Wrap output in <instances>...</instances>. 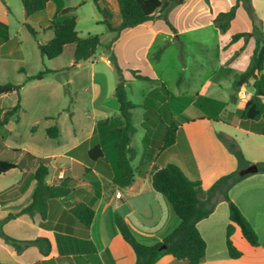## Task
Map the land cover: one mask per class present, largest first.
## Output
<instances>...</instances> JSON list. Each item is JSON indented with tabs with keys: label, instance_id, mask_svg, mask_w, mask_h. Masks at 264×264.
Segmentation results:
<instances>
[{
	"label": "crops",
	"instance_id": "crops-1",
	"mask_svg": "<svg viewBox=\"0 0 264 264\" xmlns=\"http://www.w3.org/2000/svg\"><path fill=\"white\" fill-rule=\"evenodd\" d=\"M237 1L184 0L170 9L157 12L152 20L123 30L115 40L113 49L127 85H135L136 81L149 83V91L144 92L141 101L135 102L130 99L137 107L132 109L136 132L132 135L130 143L133 149L131 160L133 179L129 183L125 182L118 167V150L115 147L120 134L114 129L124 121L116 97L118 82L108 90L96 84L91 86L88 104L82 103L81 97L84 94L78 91L80 93L71 106L72 110L67 113H64V110L59 112L56 119H50L52 116L47 114L41 116L45 119V124L41 126L37 123L39 118L33 120L29 128V141L25 147H19L10 140L17 131V125L22 123L26 100L23 96L24 89L32 82L42 84L51 78L52 85L64 92V85L73 83V80L68 79V82H65L58 78L64 66L55 64L47 67L53 72L41 80L25 79L22 82L19 79L16 83L22 85L19 93L14 91L0 94V122L4 120L6 111L16 105L20 96V107L9 117L5 126L8 132L0 140V159L21 164V168L0 175V230L14 239L23 241L19 242L22 249L17 251L0 235V264H57L55 247L49 255H44L36 245H25L26 241L38 237H47L53 241L56 233L93 241L97 251L79 256L74 261L75 264H106L103 258L105 251L110 252L114 264H135V252L116 226L117 214L125 220L136 239L146 245L161 242L180 223L172 203L152 185L151 176L155 167L175 163L188 178L200 181L202 188L207 192L220 177L238 168L235 156L220 139V132L238 141L248 161L254 164L264 162V134L256 132V125L253 122L246 121L245 126L240 125V111L252 94L255 79L251 78L241 87L249 90L246 99L238 96L237 102H232L234 106L229 109L230 101L204 94L218 90L215 88L222 87L227 79L234 82L250 64L256 47V36H244L235 42L231 41L234 34L253 31V19L245 7L242 4L238 6L226 31H221L215 23L216 16L220 12L230 10ZM13 3H18L17 18L22 26L29 18L23 0H0V21L8 25L9 31L14 16ZM81 4L69 5L64 0H50L46 5V18L52 19L58 8L73 6L74 9L68 15L76 16L78 22L77 9ZM252 5L260 25L264 28V0H252ZM100 6L109 9L112 14L120 13L117 0H105ZM117 23V26L122 23V18L118 19ZM39 26L43 28L42 24ZM210 26H213L212 32L215 36L217 34L218 38H221L218 51L213 55H206L212 62L213 70L199 81L201 94L198 93L190 99L189 105L197 108L196 114L186 117L187 111L183 108L186 97L172 94L163 75L155 69L154 61L150 58V49L159 43L160 47L167 48L176 38L180 40L187 31ZM51 31L44 28L41 30L47 37L46 42L54 35ZM109 32L111 37L108 41L107 32L106 44L115 35L114 32ZM224 36H227L226 40ZM12 38L10 35L7 42L0 39V60H9L15 56L19 61L25 59L19 42L14 51L10 48L5 49ZM101 41L105 45L102 37ZM200 43L205 44L203 41ZM40 44H43L40 40L35 44L39 51ZM122 46L124 51L120 54L119 49L122 50ZM74 49L73 45V53ZM99 56L117 71L110 54H107L104 48ZM58 57L49 60L52 62ZM158 59H162V54ZM82 61L75 64L79 65ZM181 64L178 62V68L186 71L188 67L186 62L182 64L183 66ZM201 66L205 67L202 64ZM133 70L151 79H138L134 76ZM19 71L26 76L32 74L24 67ZM184 82L189 83L187 79L181 78L176 84L180 87ZM161 83L166 85L167 91L162 88ZM131 88L133 90V86ZM160 88L166 94L163 96L162 105L152 99L153 92ZM76 89L81 90L77 87ZM205 97L225 102V107L216 119L209 118L204 109L196 106V102ZM5 99L9 101L6 104L3 103ZM164 116H169L170 120L162 121L161 117ZM170 121L178 125L177 139L172 146L163 148L166 125L171 123ZM53 126L59 129L55 138L48 134V129ZM27 152L45 160L44 163L49 168L46 177L49 184L56 178L68 179L70 192L48 200V215L44 220L37 213L33 216L22 214L6 220L9 214L19 212L29 205L32 199L38 162L29 159ZM247 174L243 180L231 187L229 197L252 223L259 236V245H251L236 226L232 241L242 254L238 258L230 257L226 244V230L230 223L229 207L223 195L219 194L214 211L198 222V229L207 245L206 255L201 264H264V172ZM75 201H83L95 208L94 220L90 227L82 224L69 212L68 205ZM154 264L190 262L166 254Z\"/></svg>",
	"mask_w": 264,
	"mask_h": 264
},
{
	"label": "trees",
	"instance_id": "trees-1",
	"mask_svg": "<svg viewBox=\"0 0 264 264\" xmlns=\"http://www.w3.org/2000/svg\"><path fill=\"white\" fill-rule=\"evenodd\" d=\"M50 0H23L27 17L30 19H39L42 22L44 30H52L54 35L46 43L40 44L39 48L43 57L53 59L60 56L67 45L73 44L74 60L78 63L86 60L92 54H95L100 46H103L105 52L110 54L112 62L115 65L119 81L116 87V97L119 103L120 115L124 119L120 123L115 132L120 134V139L115 143L118 150V167L122 171V176L126 183L133 179V169L131 160L133 149L130 147L132 135L136 132L133 124L132 109L137 107L127 95V81L123 76L115 52L113 44L119 37L121 32L127 28L134 27L141 23L152 20L157 12L170 9L171 7L184 2V0H117L122 16V23L119 27L114 28L108 17L111 11L100 6V2L105 0H94L100 13L105 18L103 22L107 25L111 32L115 35L112 40L103 45L99 34H91L81 37L76 29L77 19L74 15H68L74 9L73 6L58 8L52 19L46 18V5ZM209 0H207L208 2ZM242 4L253 19L254 28L252 32H241L234 34L231 41L235 42L241 37L256 36V47L251 57L248 67L240 73L232 85L231 102H237L238 93L241 87L254 78L252 85V94L247 99L246 104L240 111V125L245 126L246 121L253 122L256 125V132L264 134V28L260 25L252 0H238L232 8L225 12H220L215 23L221 31H226L232 19L236 14L238 6ZM173 30L175 28L168 22ZM26 27L37 37L38 31L32 24L25 22ZM0 39L4 42L10 39L9 27L6 23L0 21ZM181 53H183V44L180 42ZM24 71V69H22ZM53 70L45 68L39 72L28 75L26 80H41ZM133 74L138 79L150 80L151 78L141 74L139 71L133 70ZM162 84V88L167 91L166 85ZM22 85L12 82L0 83V94L17 91ZM198 108L204 109L211 119H216L221 110L225 107V102L202 98L196 102ZM20 107V96L15 106L6 111L5 118L0 122V140L5 136L8 129L5 127L8 119ZM178 125L171 122L166 125V133L164 137L163 148L172 146L177 139ZM59 129L57 126L50 127L48 134L50 137H57ZM219 137L226 145L228 150L235 156L238 168L220 177L211 188L205 192L200 181L191 180L186 176L183 170L175 163H169L164 167H155L152 172L151 181L154 189L164 194L172 203L178 218L179 225L171 231L161 242L154 245H146L139 242L125 220L117 214L115 223L124 240L130 244L136 254L135 264H154L163 255H170L176 259H187L190 264H201L206 255V241L202 237L198 222L208 217L215 209L217 197L219 194L228 202L230 223L226 230V244L230 257L238 258L242 252L238 250L232 241V235L235 227L238 226L243 237L253 246L259 245V236L254 229L252 223L241 211L240 207L229 197V190L232 186L243 180L248 174L243 171L252 165L258 167V171L264 172V162L252 163L248 161L238 143V141L223 132L219 133ZM91 153V151H90ZM29 159L36 160L38 167L35 172L36 186L32 194L29 205L21 209L17 213L9 214L6 218L17 217L22 214H39L41 219H46L48 215V200L61 195L69 194L68 179L56 178L49 184L46 177L49 168L44 163V159L37 158L27 152ZM15 168H21V164H15L7 160L0 159V175L7 173ZM69 212L77 218L82 224L90 227L94 220L95 208L83 201L71 202L68 205ZM0 235L10 242L17 251L22 249L17 239L10 237L4 231L0 230ZM34 244L44 255H49L53 248L57 250V264H75V260L83 254H90L97 251L93 241L82 239L72 235L56 233L54 240L51 241L47 237H38L34 240L26 241L25 245ZM103 258L106 264H114V260L109 251L103 252ZM38 264V263H36Z\"/></svg>",
	"mask_w": 264,
	"mask_h": 264
},
{
	"label": "rangeland",
	"instance_id": "rangeland-1",
	"mask_svg": "<svg viewBox=\"0 0 264 264\" xmlns=\"http://www.w3.org/2000/svg\"><path fill=\"white\" fill-rule=\"evenodd\" d=\"M64 1L69 5L81 4V2H84L77 9V15L79 17L77 22V31L79 32L80 36L83 37L88 34H99L104 39V44H106L108 32L109 41V38L111 37L109 32L110 30H107V25L103 22L105 16L99 12L94 0ZM13 6L14 16L12 17L9 31V34L13 38L5 49L10 48L14 51L16 44L19 42L21 45L20 47H22L24 52L25 59L19 61L18 57L16 56L10 58L9 60L1 59L0 82H12L16 84L19 79L24 82L27 76L23 72L19 71L21 67L26 68V70L32 73L31 75H33L40 70L54 66L55 64L64 66V69L62 72H60L58 78L63 79L65 82H68V79L73 80V83H66L64 85L65 94L62 89H56L52 85L50 82L51 78L42 84H36L38 82H32L24 89L23 96L26 100L24 103L25 112L22 117V123L17 125V131L14 133L13 137L10 138V140L13 143H17V146L19 147H25L29 141V128L31 127L33 120L39 118L37 123H39L41 126V124H45V119H43L41 116H45V114H47V116H52L50 119H56L59 112H62L63 110L64 113L69 112L72 110L71 106L73 105L74 101H76L78 98V94L80 93L78 91H82L81 93L84 94V96L81 94L82 103L84 102L88 104V93L90 92L91 86L96 84L97 86H101L104 90H108L115 83L117 84L119 81V74L113 67L107 65L106 62H104L99 56V53L102 52V49L104 48L103 46H100L97 49L95 55L91 54L90 57L93 56L91 59L89 57V60L86 59L87 61H82V63L79 65L75 64L72 51L73 44L68 45L64 49V52L57 58V60L51 62V60L48 58L43 57L41 51H39L35 45L38 40L42 41V43L47 41V37L41 32L43 28L39 26V24L41 25L42 22L39 19L34 20L28 18V20H26V22L36 27L38 31L37 37L33 36L26 25L22 26L19 22V19L17 18L18 11L16 9L18 7V3H13ZM121 18L122 17L120 13H111V15L108 17L112 26H117V21ZM20 25L22 26L21 29H19ZM120 25L121 23L117 27ZM212 31H214L213 26L190 30L184 33L180 40L176 38L175 41L170 43L167 48H164L163 46L160 47L159 43V46L156 44L150 49V58H152L154 61L155 69L159 72V74L163 75L168 87L171 89L172 94L176 95L177 97L183 95L186 97L184 101L185 105L183 107L184 110L187 111L185 114L186 117L196 114L197 108L189 105L190 99H192V96H195L198 93L201 94L199 81L205 77L206 73L208 74L213 70L212 62L207 59L206 55H213L218 51V43L220 42L221 38L219 39V35L217 34L215 36ZM224 37V40H226L227 36ZM201 41H203L205 44H201ZM180 42L183 44V53H181ZM119 50V53L121 54V51H124V46H122V50ZM158 53L159 55H157ZM161 54L162 59L159 60L158 56ZM178 62L182 64H185L186 62L188 66L186 71L178 68ZM201 64L205 67L202 68ZM181 78L187 79L189 83L184 82L179 87L176 83ZM135 83V85L126 84V91L127 95L129 94V99L139 102L142 100L141 96L144 94V92L149 91V83L144 81H136ZM232 85L233 82L227 79L223 83L222 87L215 88L218 90L209 91L208 93L204 94L216 96L223 100L230 101ZM86 86L88 89H83ZM132 86L133 90L131 88ZM76 87L81 88V90L76 89ZM248 91V89L246 90L242 88L239 91L238 96L241 99H246ZM163 96H166V94L160 88V90L153 92L152 99L156 102H160V105H162V103H164ZM167 100H169V98L166 99V101ZM3 101L5 104L9 102L6 99ZM229 103L231 104L228 109L234 106L232 105L231 101ZM152 110L155 112L154 108H152ZM137 116L139 117V114H137ZM161 118L162 121L165 119L170 120L169 116H164Z\"/></svg>",
	"mask_w": 264,
	"mask_h": 264
},
{
	"label": "water",
	"instance_id": "water-1",
	"mask_svg": "<svg viewBox=\"0 0 264 264\" xmlns=\"http://www.w3.org/2000/svg\"><path fill=\"white\" fill-rule=\"evenodd\" d=\"M91 54H92V52H91ZM256 171H258V167L256 165H252V166L248 167L244 171V173H250V172H256Z\"/></svg>",
	"mask_w": 264,
	"mask_h": 264
},
{
	"label": "built area",
	"instance_id": "built-area-1",
	"mask_svg": "<svg viewBox=\"0 0 264 264\" xmlns=\"http://www.w3.org/2000/svg\"><path fill=\"white\" fill-rule=\"evenodd\" d=\"M118 195H120V193H118ZM0 206H1V204H0Z\"/></svg>",
	"mask_w": 264,
	"mask_h": 264
}]
</instances>
